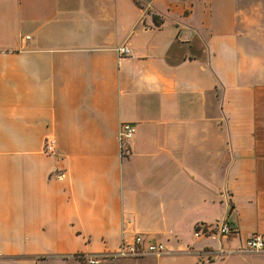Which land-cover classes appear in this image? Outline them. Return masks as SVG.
I'll return each mask as SVG.
<instances>
[{
	"label": "crops",
	"instance_id": "crops-1",
	"mask_svg": "<svg viewBox=\"0 0 264 264\" xmlns=\"http://www.w3.org/2000/svg\"><path fill=\"white\" fill-rule=\"evenodd\" d=\"M215 222L233 231L194 235ZM254 234L264 0H0V264H83L135 235L166 253L101 264H264L239 251Z\"/></svg>",
	"mask_w": 264,
	"mask_h": 264
},
{
	"label": "built area",
	"instance_id": "built-area-1",
	"mask_svg": "<svg viewBox=\"0 0 264 264\" xmlns=\"http://www.w3.org/2000/svg\"><path fill=\"white\" fill-rule=\"evenodd\" d=\"M118 55L128 56L129 49L125 46H119L116 49ZM135 134L133 124L123 123L120 125L117 132V142L119 147V156L127 158L130 153V142ZM43 153L47 156H52L55 153V140L52 137H47L43 145ZM233 229L224 222H215L212 224H199L196 226L194 235L212 234L216 236L226 237ZM239 251L256 252L264 251V236L251 235L241 245ZM166 253V248L163 243L146 241L143 236L135 235L129 241L121 242L116 252L105 254L102 257H79L83 264H101L106 258L111 259H127V258H142L147 256H160Z\"/></svg>",
	"mask_w": 264,
	"mask_h": 264
}]
</instances>
